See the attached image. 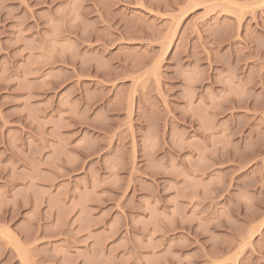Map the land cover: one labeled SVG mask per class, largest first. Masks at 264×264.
I'll use <instances>...</instances> for the list:
<instances>
[{
	"label": "rangeland",
	"instance_id": "obj_1",
	"mask_svg": "<svg viewBox=\"0 0 264 264\" xmlns=\"http://www.w3.org/2000/svg\"><path fill=\"white\" fill-rule=\"evenodd\" d=\"M0 264H264V0H0Z\"/></svg>",
	"mask_w": 264,
	"mask_h": 264
}]
</instances>
